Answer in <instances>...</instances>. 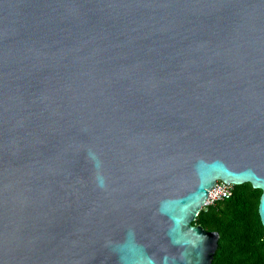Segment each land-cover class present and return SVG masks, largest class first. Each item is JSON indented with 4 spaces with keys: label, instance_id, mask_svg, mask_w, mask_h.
Wrapping results in <instances>:
<instances>
[{
    "label": "water",
    "instance_id": "1",
    "mask_svg": "<svg viewBox=\"0 0 264 264\" xmlns=\"http://www.w3.org/2000/svg\"><path fill=\"white\" fill-rule=\"evenodd\" d=\"M218 182L264 226V0H0V264H212Z\"/></svg>",
    "mask_w": 264,
    "mask_h": 264
},
{
    "label": "trees",
    "instance_id": "2",
    "mask_svg": "<svg viewBox=\"0 0 264 264\" xmlns=\"http://www.w3.org/2000/svg\"><path fill=\"white\" fill-rule=\"evenodd\" d=\"M261 195L251 184L234 185L231 198L201 210L195 225L220 236L212 264H264Z\"/></svg>",
    "mask_w": 264,
    "mask_h": 264
},
{
    "label": "built area",
    "instance_id": "3",
    "mask_svg": "<svg viewBox=\"0 0 264 264\" xmlns=\"http://www.w3.org/2000/svg\"><path fill=\"white\" fill-rule=\"evenodd\" d=\"M234 191L233 184L218 182L216 186L209 192L208 199L203 208L215 205L217 202L227 200L232 197Z\"/></svg>",
    "mask_w": 264,
    "mask_h": 264
},
{
    "label": "rangeland",
    "instance_id": "4",
    "mask_svg": "<svg viewBox=\"0 0 264 264\" xmlns=\"http://www.w3.org/2000/svg\"><path fill=\"white\" fill-rule=\"evenodd\" d=\"M203 209H205V208H203Z\"/></svg>",
    "mask_w": 264,
    "mask_h": 264
}]
</instances>
